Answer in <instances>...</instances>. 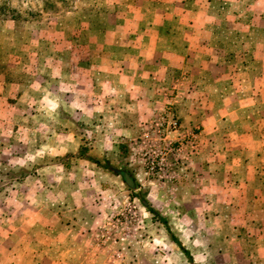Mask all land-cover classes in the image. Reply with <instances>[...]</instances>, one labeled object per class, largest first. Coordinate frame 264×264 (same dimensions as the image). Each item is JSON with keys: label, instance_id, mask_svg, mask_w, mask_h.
<instances>
[{"label": "rangeland", "instance_id": "rangeland-1", "mask_svg": "<svg viewBox=\"0 0 264 264\" xmlns=\"http://www.w3.org/2000/svg\"><path fill=\"white\" fill-rule=\"evenodd\" d=\"M48 2L0 0L39 14L0 17V264H190L140 196L196 264H264V96L248 101L263 127L257 171L217 168L229 155L206 135L228 127L206 132L176 109L183 100L218 123L240 98L232 74L250 99L264 0ZM235 45L249 51L244 64ZM167 120L180 127L165 139ZM193 136L192 155L164 150Z\"/></svg>", "mask_w": 264, "mask_h": 264}, {"label": "crops", "instance_id": "crops-1", "mask_svg": "<svg viewBox=\"0 0 264 264\" xmlns=\"http://www.w3.org/2000/svg\"><path fill=\"white\" fill-rule=\"evenodd\" d=\"M222 6L225 7L223 4ZM211 26V25H210ZM228 24L223 23L219 26L220 29H228ZM235 26V25H234ZM226 32V31H225ZM228 32V31H227ZM230 57H236L238 60H241V62L244 64V57L247 55V51H244L243 48H240L239 46L236 48V45L234 46L233 50H229ZM256 59V55L253 57ZM238 71L237 69H235ZM240 70V69H239ZM239 72V71H238ZM257 72V71H256ZM256 72L254 74H250L252 84L251 89L249 93L250 99H247V93L244 90L243 85H240L238 83V79H235V76L238 75H230L232 80V91L236 94L239 93L240 98H233L228 102V108L232 106V108L227 110V114L224 116V118H221L218 120V123L209 122L204 120L203 118L197 119V115H195V112H193V109L195 108L194 104L191 105H185L183 100L182 103L179 104L176 103V109L178 110V113L180 114V117L182 120H186L189 122V124L201 122L203 127L205 128L206 132H218L219 126L228 127V131L230 132L228 135H206V137L210 140H213L217 138L216 147L218 148L215 152H218V154L221 151V154H227L229 157L225 159L218 160V163H220V167H217L219 169H222L225 173H235L233 170L234 165L233 163H239L241 161L242 165L246 169L249 170V167L254 168L255 171H257L256 166L260 165L256 163V160L262 155L260 149L262 147V140H263V127L258 122L252 120L253 116L251 114V109L253 105H251L248 101H254L257 103V101L262 100L264 96V71H261L258 75H256ZM213 72L210 73L208 71L207 76H213ZM231 74V73H230ZM242 72L239 73L241 75ZM262 81V82H260ZM208 82V81H207ZM263 84V85H262ZM246 100H242V98ZM246 97V98H245ZM254 103V102H253ZM252 106V107H251ZM193 107V109H192ZM184 120V121H185ZM205 140L206 146H208L209 140ZM218 143L222 146L219 147ZM210 144V143H209ZM212 145V144H211ZM214 148V145H213ZM259 148V149H258ZM237 155H241L243 159L237 160ZM217 156V155H216ZM224 156V155H222ZM211 163V162H210ZM203 171L204 173H209L212 170V164L210 166L206 164L203 165ZM261 167V165H260ZM230 180H233L234 177L228 178ZM244 185V186H243ZM242 185V187H245V183ZM252 188V187H251ZM254 185V189H255ZM239 199H235L234 203L237 202ZM240 201L242 203H245V199L240 197Z\"/></svg>", "mask_w": 264, "mask_h": 264}, {"label": "trees", "instance_id": "trees-1", "mask_svg": "<svg viewBox=\"0 0 264 264\" xmlns=\"http://www.w3.org/2000/svg\"><path fill=\"white\" fill-rule=\"evenodd\" d=\"M73 1H76V0H56V2H48V4L46 5L45 11L48 12L49 8H52V7L55 8L58 4L62 5V6H66L67 4H70V2H73ZM67 8H71V5L68 6ZM0 14H1L0 17L3 16V19L7 20V21H21V20H29V19H32V21H35L39 17L38 13H35L32 11L28 12L27 16L24 17V16H22V14L17 9H12V8H10V9L0 8ZM78 156L85 158V159H87V160H89V161H91L97 165L100 164L99 161H96V160L92 159L91 157H89V155L87 154V152L84 149H82L78 153ZM118 174L122 175V173H118ZM124 180H125V178H124ZM132 190H133V188H132ZM139 199L142 202L143 206L145 208H147L148 211L154 216V218L156 220H158L159 222H161L165 226L166 231L168 232V234L170 236V239L172 240V242H174L182 250L183 254L188 258L189 263L190 264H196L191 252L183 246L181 240L178 239V237H176V235L171 231L170 226H169L166 218H164L158 211H156L155 209L150 207L148 202L143 197L140 196Z\"/></svg>", "mask_w": 264, "mask_h": 264}, {"label": "built area", "instance_id": "built-area-1", "mask_svg": "<svg viewBox=\"0 0 264 264\" xmlns=\"http://www.w3.org/2000/svg\"><path fill=\"white\" fill-rule=\"evenodd\" d=\"M166 127H163L162 125V135H164L165 139L168 138V134L170 132H173V131H177L180 127L179 125V122L176 120H171L168 122V120L166 121ZM165 126V125H164ZM167 136V137H166ZM186 139V138H185ZM185 139H180L182 141H177V144H178V147H173V144L172 143H169L166 147H164V150L166 151V153H172V152H176L177 154L181 153L183 151V149L185 148H190V152H191V155L196 152V140H195V136H193L192 138L188 137L186 140ZM186 141V143H185ZM187 144V145H185ZM187 158H189L187 156Z\"/></svg>", "mask_w": 264, "mask_h": 264}, {"label": "water", "instance_id": "water-1", "mask_svg": "<svg viewBox=\"0 0 264 264\" xmlns=\"http://www.w3.org/2000/svg\"><path fill=\"white\" fill-rule=\"evenodd\" d=\"M124 178H125L127 185L130 187H133L134 181L131 179V177L129 175H125Z\"/></svg>", "mask_w": 264, "mask_h": 264}]
</instances>
